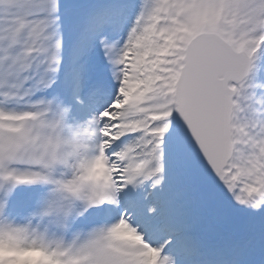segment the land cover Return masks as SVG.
Here are the masks:
<instances>
[{
    "label": "snow or ice",
    "instance_id": "snow-or-ice-1",
    "mask_svg": "<svg viewBox=\"0 0 264 264\" xmlns=\"http://www.w3.org/2000/svg\"><path fill=\"white\" fill-rule=\"evenodd\" d=\"M262 58L264 0H0V264H264Z\"/></svg>",
    "mask_w": 264,
    "mask_h": 264
},
{
    "label": "rangeland",
    "instance_id": "rangeland-1",
    "mask_svg": "<svg viewBox=\"0 0 264 264\" xmlns=\"http://www.w3.org/2000/svg\"><path fill=\"white\" fill-rule=\"evenodd\" d=\"M88 2H91V0H88L86 3ZM262 62H264V58H262ZM250 83L255 86L253 91L255 92L256 98L258 100L264 101V89L260 87V85L264 84V75L252 77ZM79 140L81 143H88L89 137L87 135H81L79 137ZM34 225H35V221H33V226Z\"/></svg>",
    "mask_w": 264,
    "mask_h": 264
},
{
    "label": "bare ground",
    "instance_id": "bare-ground-1",
    "mask_svg": "<svg viewBox=\"0 0 264 264\" xmlns=\"http://www.w3.org/2000/svg\"><path fill=\"white\" fill-rule=\"evenodd\" d=\"M82 2H83V0H82Z\"/></svg>",
    "mask_w": 264,
    "mask_h": 264
}]
</instances>
